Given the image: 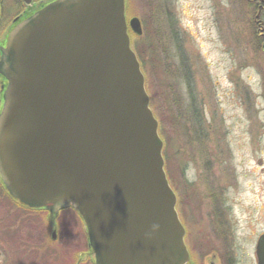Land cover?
I'll list each match as a JSON object with an SVG mask.
<instances>
[{
    "label": "water",
    "instance_id": "obj_1",
    "mask_svg": "<svg viewBox=\"0 0 264 264\" xmlns=\"http://www.w3.org/2000/svg\"><path fill=\"white\" fill-rule=\"evenodd\" d=\"M127 8L128 0H53L11 31L0 57V185L28 210L56 217L73 208L94 264H187L159 120L129 34L142 35V23ZM257 253L264 264V237Z\"/></svg>",
    "mask_w": 264,
    "mask_h": 264
},
{
    "label": "rangeland",
    "instance_id": "obj_2",
    "mask_svg": "<svg viewBox=\"0 0 264 264\" xmlns=\"http://www.w3.org/2000/svg\"><path fill=\"white\" fill-rule=\"evenodd\" d=\"M133 17L141 20L143 34L131 29L129 34L143 59L152 110L165 142V169L182 222L187 223L191 210L197 211V202L190 201L209 190L220 191L230 201L248 194L264 206V176L255 165L257 157L264 159V4L128 0L127 19ZM225 147L233 178L226 181L229 167L224 166L225 181L212 185L213 166L204 155L219 157ZM250 168L258 176L249 173ZM74 212L60 216L53 240L44 214L26 212L0 185V264H72L76 248L71 246L84 250L88 245L84 223ZM198 234L190 227L187 240ZM238 237L239 242L245 240L240 233ZM60 246H69L71 253Z\"/></svg>",
    "mask_w": 264,
    "mask_h": 264
},
{
    "label": "flooded vegetation",
    "instance_id": "obj_3",
    "mask_svg": "<svg viewBox=\"0 0 264 264\" xmlns=\"http://www.w3.org/2000/svg\"><path fill=\"white\" fill-rule=\"evenodd\" d=\"M52 1L53 0H0V57L1 49L14 27L31 17L37 11L43 9ZM250 1L257 5L259 2L264 4V0ZM259 7L261 8V5ZM2 87L3 79L0 76V107L2 104ZM224 153L226 155H224ZM204 156L208 158L210 166H213V168H210V175H213L212 178L214 179L211 181L212 185L214 181L222 183L225 181L222 179V168L224 166L229 167L226 181L233 178L234 170L231 169V165L227 162L229 161V154L226 147L223 148L219 157L212 158L209 155ZM190 159L191 161H195V157L191 153ZM255 165L257 167L256 171H260L264 176V159L257 157L255 159ZM249 173L257 175L251 168L249 169ZM197 180L198 178L193 179L191 183L192 186ZM220 187L222 188V185ZM218 192V194H211V190H209V194L201 195L198 197V200L190 201V203H195L196 201L198 206L197 211L191 210L193 214L198 212L199 208H201V212H198L197 215L190 213L189 217H187V223L182 222L186 229L185 242L190 254V261L187 264H244V261L250 264H258L259 258L257 249L264 237V214L262 212L264 206L261 207L259 201H256V199L248 194L238 195L235 197L234 201H230L226 199V197H223L220 191ZM193 197L197 199L195 196ZM232 203H235V207L238 209L237 216L233 214L234 207ZM19 207L21 208V206ZM178 208H180V205L177 202V209ZM25 210L44 214V217H46V224H48V233L52 232V239L54 232L56 231L57 233L59 230L58 221L60 216L64 212L75 211L73 208L63 209L59 211L56 217H52L49 210ZM190 227H195L199 234L196 237H190L188 241L187 237ZM239 233L245 237V240L242 242L238 240ZM239 246H247V248L245 250L244 247H242L241 250ZM46 247L53 250H57L58 248V246ZM60 247L64 248V246ZM71 247L76 248V251L71 255L72 264H94L88 245L84 250L83 247L80 248L79 246ZM66 248H69L71 253L72 249L69 246H65L64 250Z\"/></svg>",
    "mask_w": 264,
    "mask_h": 264
},
{
    "label": "trees",
    "instance_id": "obj_4",
    "mask_svg": "<svg viewBox=\"0 0 264 264\" xmlns=\"http://www.w3.org/2000/svg\"><path fill=\"white\" fill-rule=\"evenodd\" d=\"M131 34H132V32H130ZM134 37V36H133ZM132 37V39H134V41H135V43L137 42V39H135V37L133 38ZM134 43V44H135ZM138 47L136 46V52H137V54H138V57H139V59H140V61H141V63H142V67H143V59L142 58H140V56H141V53H140V51H139V49H137ZM142 57V56H141ZM151 101H152V99H151ZM151 107H152V103H151ZM157 117V116H156ZM164 153H165V150H164ZM165 155V159H166V154H164ZM167 160V159H166ZM167 162V161H166ZM23 210H25V209H23ZM27 212V211H26ZM30 213V212H29Z\"/></svg>",
    "mask_w": 264,
    "mask_h": 264
},
{
    "label": "clouds",
    "instance_id": "obj_5",
    "mask_svg": "<svg viewBox=\"0 0 264 264\" xmlns=\"http://www.w3.org/2000/svg\"><path fill=\"white\" fill-rule=\"evenodd\" d=\"M152 229H153V231L158 230L159 229V225L158 224H154L152 226Z\"/></svg>",
    "mask_w": 264,
    "mask_h": 264
},
{
    "label": "bare ground",
    "instance_id": "obj_6",
    "mask_svg": "<svg viewBox=\"0 0 264 264\" xmlns=\"http://www.w3.org/2000/svg\"><path fill=\"white\" fill-rule=\"evenodd\" d=\"M130 32H131V30H130ZM133 43V42H132ZM139 58V57H138ZM140 60V59H139ZM142 64V63H141ZM150 96V95H149ZM150 98H151V96H150ZM151 103H152V101H151ZM164 149H165V142H164Z\"/></svg>",
    "mask_w": 264,
    "mask_h": 264
}]
</instances>
